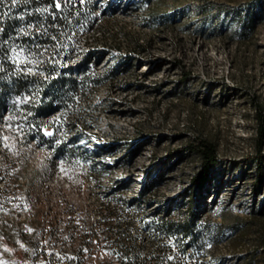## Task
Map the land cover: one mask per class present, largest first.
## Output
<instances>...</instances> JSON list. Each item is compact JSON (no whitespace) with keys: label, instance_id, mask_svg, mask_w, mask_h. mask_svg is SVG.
Here are the masks:
<instances>
[{"label":"rangeland","instance_id":"374dc122","mask_svg":"<svg viewBox=\"0 0 264 264\" xmlns=\"http://www.w3.org/2000/svg\"><path fill=\"white\" fill-rule=\"evenodd\" d=\"M61 20V80L42 48L43 70L2 86L0 264H125L130 244L161 264L181 240L158 224L188 214L201 141L219 163L178 264H264V0H71Z\"/></svg>","mask_w":264,"mask_h":264},{"label":"built area","instance_id":"2783aa9c","mask_svg":"<svg viewBox=\"0 0 264 264\" xmlns=\"http://www.w3.org/2000/svg\"><path fill=\"white\" fill-rule=\"evenodd\" d=\"M53 2L54 0H18L16 4H12L10 0H5L0 5V27H6V36H0V77L16 76V73L22 72L36 75L38 70H43L41 64H37V51L45 46V41H52V46H56L53 69L51 73H47L48 84L52 82L54 76H62V68L65 67L64 62L69 50V40L64 35L61 9L55 10L52 6ZM43 9L47 11H42ZM22 18L26 19V22H21ZM21 35H31L36 40V47L27 48L21 45ZM20 49H23L24 53L16 57L15 53ZM73 52L76 54V50ZM79 81L80 77H75L71 88H79ZM51 101H59L61 106L60 95ZM40 103H43V96H40ZM60 124L61 120L52 121V114L50 117H36V111L35 118L32 120V125L58 126ZM52 134L57 135V132L54 131ZM5 210L0 205V211Z\"/></svg>","mask_w":264,"mask_h":264},{"label":"trees","instance_id":"16d2710c","mask_svg":"<svg viewBox=\"0 0 264 264\" xmlns=\"http://www.w3.org/2000/svg\"><path fill=\"white\" fill-rule=\"evenodd\" d=\"M68 23L67 20H61ZM63 25V24H62ZM66 27V26H63ZM15 81L16 84L20 83L19 78H14V76H5L0 77V96L2 95V92L10 91L14 88H2V86H6L9 81ZM260 135L261 137L264 135V115H260ZM195 151L199 153L201 156V170L199 173L194 177V182L191 191H193V196L189 200V210L188 214L183 219H175L172 218L169 209L166 210L165 214L162 216L158 227L163 232V234L170 238L175 234V232H178L180 234V240L179 241V248L177 251H174L173 248H170L169 246L163 247L161 246L159 248V255L161 258V264H178L180 261H182V257L177 255L180 253L179 249L185 250V247L187 245V241H185L187 238L190 240L196 239V224L197 219L199 217V210L202 207V199L206 192V187L208 183L210 182V177L212 170L218 165L219 158L217 156V153L215 151L214 146L206 141H201L199 145L194 146ZM260 156L257 157L258 161H260ZM262 173V171L260 172ZM262 176V174H261ZM152 173L150 171H147L145 175L146 183L149 185L152 184ZM149 188L148 186H143L139 190V193L137 196L140 198L146 196V193L148 192ZM130 240H132V235L129 233L127 235ZM172 254V257H171ZM136 250L133 246V244H130L129 246L125 247L122 254V261L125 264H138L136 260Z\"/></svg>","mask_w":264,"mask_h":264},{"label":"bare ground","instance_id":"6f19581e","mask_svg":"<svg viewBox=\"0 0 264 264\" xmlns=\"http://www.w3.org/2000/svg\"><path fill=\"white\" fill-rule=\"evenodd\" d=\"M0 29H2V31H0V36H2V34H3V32L5 31V29H6V27H0ZM29 36V35H28ZM30 37H31V35H30ZM54 47V50H53V52H51L50 54H48V61H49V63L50 64H46V70H43V71H41L40 73L42 74H40L42 77H44L45 79H46V77H47V73H51L52 72V69H53V57H56V46H52V41H45V46L43 47H41V50H42V48H45V50L46 49H48V48H53ZM43 51V50H42ZM45 53V52H44ZM38 74V73H37ZM36 74V75H37ZM57 77H59V76H57ZM56 80H61V76L59 77V78H56ZM41 96H43V99H45V98H47V100L48 101H51V99H52V96H51V94L49 93V92H47V94L44 92V91H40V92H38ZM38 94V95H39ZM45 94L47 95V96H45ZM45 96V97H44ZM39 97V96H38Z\"/></svg>","mask_w":264,"mask_h":264},{"label":"snow or ice","instance_id":"6c2138e0","mask_svg":"<svg viewBox=\"0 0 264 264\" xmlns=\"http://www.w3.org/2000/svg\"><path fill=\"white\" fill-rule=\"evenodd\" d=\"M5 2V0H0V5H2L3 3ZM10 2L12 3V4H16L17 2H18V0H10ZM71 2V0H54V2H53V8L55 9V10H60L61 9V4L62 3H70ZM80 2L81 3H84L85 2V0H80ZM42 11H47V9H43ZM0 31H2V29H0ZM23 53H24V50L23 49H20L19 51H16V53H15V56L16 57H20V56H22L23 55ZM29 71H30V69H29ZM48 134H50V133H48ZM0 139H2L4 142H5V147H7L8 145H7V140H8V137H0Z\"/></svg>","mask_w":264,"mask_h":264}]
</instances>
